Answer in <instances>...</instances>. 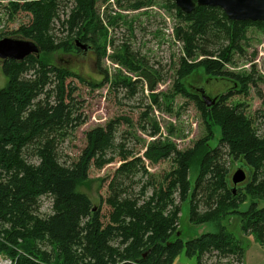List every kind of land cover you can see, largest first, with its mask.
<instances>
[{
  "label": "trees",
  "instance_id": "obj_1",
  "mask_svg": "<svg viewBox=\"0 0 264 264\" xmlns=\"http://www.w3.org/2000/svg\"><path fill=\"white\" fill-rule=\"evenodd\" d=\"M98 1L0 0V7L7 10L9 19L20 12L28 15V21L16 30L17 37L32 40L41 53H69L79 50L77 40L90 47L95 44L93 33L103 29L96 13ZM125 1L132 10L146 3ZM162 2L179 20L174 37L182 42L174 92L194 103L207 129V136L191 148L180 150L155 138L137 155L116 142L117 127L124 119L118 118L87 130L77 159L61 162L59 146L84 123L69 80L77 77L34 54L22 60L0 59L5 77L0 86V255L11 256L14 264H172L182 250L195 257L197 264H205L203 258L208 255L236 257L232 264H238L243 248L223 229L185 242L178 237L180 208L186 200L192 224L237 214L242 231L264 245V131L258 132L242 102L230 101L234 94L257 89L261 76L254 78V67L249 74L228 67L235 54H245L247 29H264V22L232 21L212 6H196L184 13L173 0ZM69 3V11L61 18L60 10ZM95 45L96 52H103L101 45ZM122 53L116 61L137 77L111 80L105 73L104 83L111 90L122 88L134 95L144 79L153 92L156 82L150 81L147 70H141V61L124 44ZM197 68L208 76L228 78L239 89L227 90L207 106L181 83ZM149 97L158 104L157 94ZM258 97L264 109L261 92ZM212 126L219 128V138L210 147ZM158 133L153 126L150 135ZM198 157V174L191 185L190 166ZM164 161L169 162L168 170L158 177L149 172V167ZM114 162L119 164L107 178L106 196L94 206L80 188L89 181L91 168L101 170ZM234 162L249 175L235 193L233 173H229ZM44 196L50 198L51 213L43 216L40 201ZM258 202L263 205L259 207Z\"/></svg>",
  "mask_w": 264,
  "mask_h": 264
},
{
  "label": "rangeland",
  "instance_id": "obj_2",
  "mask_svg": "<svg viewBox=\"0 0 264 264\" xmlns=\"http://www.w3.org/2000/svg\"><path fill=\"white\" fill-rule=\"evenodd\" d=\"M128 4L129 2L125 0L120 3L116 0L97 2L96 13L103 29L96 30L93 36L95 44L103 47V52H96L97 46L91 44L90 47L87 43L88 48L79 47L78 51L66 53L58 50L46 54L40 52L38 55L49 64L63 67L77 77L69 80L74 84L75 108L82 115L84 123L59 146L58 154L61 162L68 164L77 159L85 146L87 130L104 126L107 122L118 118L124 119L120 120L117 127L116 142H122L125 148L132 149L137 155H142L147 145L155 138L169 141L178 149L185 150L207 136L205 122L194 103L174 92L175 69L182 49V42L174 37V30L179 20L162 0H146V3L137 10L128 8ZM69 9L70 3L60 10L61 18ZM27 21L28 15L21 12L9 19L7 10L0 7V39L17 37L16 30ZM57 22L58 20L55 21V26L59 28L60 24ZM56 33L59 35L58 31ZM123 44L137 60L141 61L140 68L148 71L150 81L156 82L153 92L149 90L148 81L144 79L137 84V93L134 95L122 88L111 90L109 84L104 83L105 73L111 80L126 76L135 79L138 75L128 71L126 66L116 61L122 59ZM243 48L245 54H235L233 63L228 66L229 69L237 73L249 74L254 67V78L261 76V80L257 81V89L250 88L246 95L234 94L230 101L244 104L243 109L246 114L254 117L255 127L261 133L264 131V109L258 94L261 92L264 97V29L249 27ZM4 81L5 77L0 69V86H3ZM181 83L187 91L196 93L199 97L200 93L197 90L202 89L208 100L213 98L218 100L227 90L239 89V85L228 78L206 75L203 68L195 69L181 79ZM151 93L158 95V104L150 100ZM153 126L159 129V133L154 137L150 135ZM211 130L213 137L208 145L213 147L219 138V128L212 126ZM198 163L199 157L190 166L191 185L198 174ZM118 164L114 162L101 170L90 169L89 181L85 186H81L80 190L90 197L94 206H99L101 198L106 196L109 181L107 178ZM237 166V162L230 164L229 173H234ZM148 169L158 177L169 169V162L164 161ZM247 177L249 178L248 173ZM247 202L249 204V201ZM258 203L259 207L263 205L262 202ZM50 204L49 197L41 198V215L51 213ZM245 207L246 203L241 209ZM189 209V201L186 200L181 204L178 221V237L182 241L193 240L202 234L215 233L223 229L243 248L238 264H264V245L253 234L242 231L237 214L226 215L214 222L192 224L189 219ZM234 258L236 259V257L219 259L208 255L203 258V262L232 264ZM13 260L9 255H0V264H14ZM172 264L197 263L195 257L186 256L182 250Z\"/></svg>",
  "mask_w": 264,
  "mask_h": 264
},
{
  "label": "water",
  "instance_id": "obj_3",
  "mask_svg": "<svg viewBox=\"0 0 264 264\" xmlns=\"http://www.w3.org/2000/svg\"><path fill=\"white\" fill-rule=\"evenodd\" d=\"M175 6L184 13L192 12L196 6H212L220 8L226 17L232 21H263L264 22V0H173ZM77 46L82 49L88 48V44L76 41ZM39 47L32 40L20 37H3L0 39V59L22 60L34 54L38 56ZM201 99L207 106L214 104L215 99H207L202 89L197 90ZM247 179L246 169L238 165L231 176L232 190L235 193L236 186ZM179 234V232H177Z\"/></svg>",
  "mask_w": 264,
  "mask_h": 264
}]
</instances>
